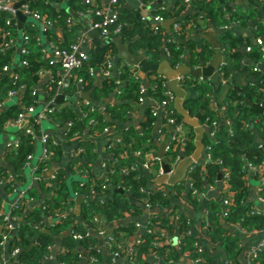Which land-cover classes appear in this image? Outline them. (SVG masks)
I'll list each match as a JSON object with an SVG mask.
<instances>
[{
    "label": "trees",
    "instance_id": "obj_1",
    "mask_svg": "<svg viewBox=\"0 0 264 264\" xmlns=\"http://www.w3.org/2000/svg\"><path fill=\"white\" fill-rule=\"evenodd\" d=\"M54 1V0H53ZM62 2L63 0H55ZM144 3L154 4L152 14L163 16L166 21H171L169 31L166 36V27L163 23L160 29L156 31V23H149L147 20H140L137 17V11L128 9L124 6V0H118L114 7L118 10L117 25H121L122 31L119 34L112 33L110 37H121L124 42L128 41L130 50L139 54L146 53L147 58L153 62H162L167 59L173 67L180 66L184 62V52L186 38L190 28V21L197 20L200 16L210 18L215 25L229 26L234 22L239 27H228L224 36L226 42L224 54L227 62L221 68V77L229 79L233 71L255 72L253 67L256 64L264 62L263 51L260 45L254 43L256 37L264 34V22L261 20L260 7L263 6L264 0H248L246 6L236 5L229 7L228 3H235L237 0H191L186 3L185 0H143ZM72 3V0H69ZM73 5V4H72ZM32 9L39 10L49 16L55 23L65 25L68 11L62 8L56 9L54 2L47 0L30 1ZM192 9V12H186ZM61 15H60V13ZM9 14L4 12L0 16V24L5 26L6 30H11L12 35L16 36L14 25H6L5 20ZM254 23L253 30L243 33ZM179 22L181 29L179 32L174 31V23ZM116 25V26H117ZM113 26V27H116ZM137 35V37H136ZM31 37L29 36L28 43ZM99 48L93 50L92 64L104 62L105 56L110 53L116 55L117 48L113 42L107 43L100 41ZM0 39V103H4L11 90L21 92L19 102L11 104L0 110V131L10 120H15L21 112L27 107L37 105L39 95L37 91L39 64L28 63L16 67V75L9 74L4 70V66L9 67L14 62V49L3 48ZM251 47L248 50V47ZM28 56V55H27ZM26 55L22 56L23 60H28ZM213 56V50L203 48L199 52H194L191 57L193 64L198 65L201 62H208ZM22 60V61H23ZM123 58L118 63V73L106 78L103 87L95 90V96L98 99H104L119 89L118 80L125 83L118 91V97L124 102L106 103L100 106L90 104L84 107L83 113H77L72 107L65 106L62 109H54L50 113L52 120L64 124L69 122V127L65 132L64 142L76 144L75 148L83 147L84 151L79 156L71 157L64 167L54 169L52 175L46 176L44 167L52 166V159L39 162L35 173L41 176L39 184L43 189L50 192V195L44 199L40 207L27 213L26 222L18 221L17 231L10 233L11 244L9 251L14 247H20V262L24 264H44L47 257L51 254V246L55 244L56 236L62 235L61 244L64 252L58 255V264H78L83 259V254L77 249L78 240L74 237L75 233L83 234L84 238L80 240L81 245L93 256L96 261L90 264H101L106 260L107 264H120L121 258L127 255L120 246L121 232L114 235L115 243L113 247L107 248V254L99 247V231L106 229L108 223L119 221L129 215H140L144 212L147 203L153 207H165L173 199L171 193L163 189L151 190L148 184L151 180L159 175L160 163L152 161L151 154L153 145L149 132H140L136 129L124 132L121 140L117 144H109L107 147L108 158L106 159L108 168L105 174L94 176L93 167L98 159V153L94 138L98 136L111 137L116 136L113 131L118 128L119 121L126 120L128 114L133 110L135 100L141 96L140 89L143 86L142 80L135 72V66L122 64ZM244 63L246 64L244 66ZM257 73V72H256ZM81 74L88 77V68L81 70ZM155 74V73H149ZM261 74L257 73L255 75ZM84 77V78H85ZM183 86L188 90H193L196 95L185 99L184 104L188 110L194 114L198 110H204L205 114L201 120L209 118L218 122L213 139L206 137L205 145H209L208 152L211 155L209 162V177L216 178L218 172L222 170L223 178L228 174L225 189L221 192L224 198L227 194L231 196V204L223 207L220 202H211L207 206L206 220L208 222L209 235L216 242H221L226 252V261L235 264H244L240 260V239L237 236L228 235V229L223 224V220L231 224H241L248 231H257L264 228V213L253 212V203L247 201V171L251 164L255 168L262 169V178H264V143L257 142L264 139V111H258L253 105L248 104L246 99L253 104L262 103L264 109V76L256 81L253 85L245 88L244 91L234 89L229 83L216 84L211 79H200V77L184 76ZM54 87V86H53ZM261 88V89H260ZM165 88L162 82L157 81L156 86L148 88V93L159 97L162 100L166 97ZM215 94L216 102L219 106L224 107V117L222 118L217 111L213 110L209 96ZM54 96V90L48 94V98ZM257 102V103H255ZM173 106V105H172ZM173 114L182 117L175 109ZM152 113V112H151ZM153 114V113H152ZM153 119L156 117L152 115ZM30 122L34 124L35 117H31ZM35 127L38 124H34ZM87 127V128H86ZM108 130H105V128ZM255 128L259 135L256 134ZM164 132L168 129L164 127ZM19 136V147L8 149L4 153L6 165L0 164V186L5 185L6 192L15 189L17 183L26 179L23 173L29 165V155L34 153L36 140L31 135L21 130ZM55 141V142H53ZM175 142L168 152L167 156L171 159L178 157ZM48 147L53 149L54 158L60 157L62 141L56 136L49 138ZM194 143H189L187 151L191 152ZM140 152L139 154H136ZM150 160V174L144 176L133 169V166L140 165ZM128 168V173H123V169ZM200 166H196L190 172V176H195L196 185L201 187ZM13 181H8L10 178ZM108 178V187L103 188V184ZM9 182V183H7ZM183 186V185H180ZM179 187V186H178ZM112 188H122L123 192H113ZM182 188V187H181ZM92 189L96 195H92ZM179 189V188H178ZM260 195L264 198V186L261 188ZM84 196L85 199L80 208V214L76 215L73 210L76 205V198ZM3 197L0 195V238L7 229L4 225V218L10 214L14 217H21L26 211V200L21 206L11 209V212L3 210ZM44 216L55 219L54 224L47 232L40 229L41 221ZM176 216V219H175ZM178 225V233L181 237L180 247H173L167 253L156 240L159 233L156 231H143L136 240L132 255L128 258L129 264H157L148 259L152 254L159 255L164 261H178L182 252L189 251L191 258L205 256L206 252H199V237L193 230V223L186 215L179 214L172 208L166 214L154 213L147 219V225L155 227L157 225L173 228V222ZM69 233L64 234L66 230ZM136 222L124 227V236L132 235L136 232ZM17 235L12 239L13 233ZM139 240V241H138ZM138 241V242H137ZM114 252H119L120 257H115ZM5 246L0 245V264H11L16 257H10L5 260ZM201 264V263H194ZM253 264H264V249L259 256L253 260Z\"/></svg>",
    "mask_w": 264,
    "mask_h": 264
},
{
    "label": "crops",
    "instance_id": "obj_2",
    "mask_svg": "<svg viewBox=\"0 0 264 264\" xmlns=\"http://www.w3.org/2000/svg\"><path fill=\"white\" fill-rule=\"evenodd\" d=\"M15 2H19L21 0H14ZM37 1V0H36ZM51 3L54 2L56 9L60 11L62 8L67 11V8L74 10L79 13L83 19L85 20H75L68 12L66 17V24L63 26L58 24L57 22H53L48 31H44L41 23L34 20L32 17L26 16V18L20 19L18 15L14 17V29L16 32V36L14 38V43L12 48L14 49V62L8 69V73L13 75L16 72V67L22 65V56L28 55L29 58L28 63L39 64L38 75V83H37V91L39 95V102L36 105V110L34 113H28L27 119L31 117H35L37 113L53 108V109H62L65 106L72 107L77 113H83L84 107L90 104H94L96 106H100L109 102L112 103H122L124 100H121L118 97V91L125 83L121 84L122 87H119L114 93L110 94L109 97L104 99H98L95 96V90L103 87V84L106 78L101 74V71L98 69L94 75H90L86 77L81 74V71L74 73V77L70 78V75L61 67V64L58 62L56 57L53 55L52 48L53 46L57 47H69L73 43H79L80 47L84 49L89 55V65L92 64V54L93 50H97L99 48L100 40L92 35L88 34L86 29V25L90 24L92 26L94 17L90 14L84 13L86 8L85 0H72V3L69 0H63L62 2H57L53 0H47ZM96 5L104 10H107L110 6L112 0H95ZM239 1V2H238ZM248 0H237L233 5H242L246 6ZM30 5V2L28 3ZM73 4V5H72ZM124 6L128 9H134L139 11L138 7L130 4L127 0L123 2ZM148 6V14L150 18L142 17L140 20H147L149 23L154 24V17L152 14V6L154 4L145 3ZM192 12V9L186 12L189 14ZM60 13V12H59ZM4 13H1L3 15ZM44 14V13H43ZM46 15V14H45ZM61 15V13H60ZM260 15L261 20L264 22V4L260 7ZM139 19V18H138ZM254 21L251 23L249 29H247L243 33H248L253 30ZM166 27L165 35L170 33L169 27L163 23ZM189 25L191 27L186 38L184 39L185 43V52H184V62L180 65H187L190 69L196 68H204L209 67L212 64V61L215 57L216 53L220 54V61L217 65L212 76L203 77L200 76V79H211L215 81L216 84L220 83H229L234 89L238 91H244L246 87L253 85L256 81L260 80L264 76V62L260 64L261 74H257L256 72L251 71H233V73L229 76V79L223 78L220 76L221 68L227 60L226 55L224 54V48L226 45L225 42V33L227 31L226 26L223 25H215L210 18H206L204 16H200L197 20L190 21ZM232 27H236L235 29L239 30V27L234 25ZM92 29H94L92 27ZM81 34V36H80ZM25 35H29L32 40L28 43L27 40L24 39ZM119 37V36H118ZM137 37V35H136ZM264 39V34L261 36ZM128 43V41L126 42ZM218 45V46H217ZM203 48L212 49L213 56L212 58L204 63L201 62L198 65L193 64L191 61L192 54L194 52H199ZM26 50V53H23V50ZM141 53V52H139ZM108 55V54H107ZM106 55V56H107ZM112 55V54H111ZM105 56V58H106ZM113 56L115 71L116 67H118V63L120 58H118V53ZM104 58V60H105ZM53 61V62H52ZM101 62L94 63L95 67H99ZM122 64L128 66L129 63L124 59L121 62ZM247 64V63H246ZM244 63V66L246 65ZM178 66V67H180ZM135 72L139 76V69L135 66ZM89 73V72H88ZM16 75V74H15ZM189 75V74H187ZM78 76L84 79L83 82L78 81ZM184 76H186L184 74ZM183 76V77H184ZM85 77V78H84ZM141 78V77H140ZM194 78V77H193ZM225 79V80H224ZM142 83L145 87H147V92L145 94V100L140 102L139 99L135 100L133 110L128 114L126 120L119 121L118 128L113 130L116 133V136L112 139L111 137H102L98 136L94 138V142L96 145V150L98 153V159L96 164L93 167L94 176H101L105 170H107L108 165L106 159L108 158V151L106 150L109 144H117L121 140L122 134L132 129H136L140 132H149L151 136V143L153 145L152 157L155 158L156 161L162 164V161L169 163L172 168H174L182 157L193 156L197 151L196 140L198 137L197 128L202 131V142L203 148L200 151V156L197 160L193 162L192 165L189 166V173L186 174V178L183 180L177 181L174 185H170L168 183H159L158 178L151 180L148 184V188L151 190L163 189L167 193H171L173 195V199L170 201L169 205L165 207H145L144 212L140 215H129L124 219L119 221L108 223L106 231L109 234L116 235L121 232V238H123L120 242V246L123 251H130L134 248L136 240L140 237V234L145 231V227H142L136 230L132 235L124 236V227H128L133 222H142L146 223L147 219L152 217L154 213H164L166 214L172 208H174L179 214L186 215L189 220L193 223V230L197 232L199 241L198 246L202 248L207 257L204 256L201 264H226V252L223 249V245L221 242H216L209 235V228L207 227V206L211 202H220L224 207L221 192L225 189V179L223 178V172L220 170L218 172L216 178L210 179L209 177V160L208 155L206 154V145L205 139L206 137L211 138V130L212 127L206 122V118L201 120L202 116L205 114L204 110H198L196 113L192 114L188 108L184 107L188 110L191 116L195 117L199 112L201 113V117L198 118L200 126L194 127L187 124L184 121L183 117H178L177 125H165L168 129V135L161 137L159 128L165 124L164 120L161 118L153 119L152 113L154 109H160L159 106V97L154 96L153 94L148 93V88L152 86H156L157 81L162 82L165 91L170 90V82L169 79L165 76H161L159 74H146L145 78L142 79ZM62 83H59L61 82ZM64 82H67L68 85H63ZM182 83V82H181ZM54 86V87H53ZM182 87L187 91V95L185 97H194L196 93L193 90L186 89L183 84ZM261 89V88H260ZM54 90V96L48 98V94ZM264 90V88H262ZM21 92L17 93L14 96H8L7 100L2 103L0 106V110H3L7 106L11 104H17L19 102ZM77 100L73 101L72 98L77 96ZM91 96L96 103H93L89 100L88 96ZM62 96L63 98L59 101V103L53 107H50V104L55 101L58 97ZM110 99V100H109ZM184 99V101H185ZM211 101V106L214 111H217L218 114L223 118L224 117V107L218 105L215 99V94H211L209 96ZM257 103V102H255ZM262 106V103H257ZM263 107V106H262ZM45 132L50 133L52 136H56L58 140L62 141L60 157L52 158V166L46 171V176L52 175L54 173V169L57 167H64L70 160L72 149L75 148L76 144H69L64 142L65 132L69 127V122L64 124H60L52 119H45L40 122L37 126ZM87 128V127H86ZM20 126L17 125L15 120L8 121L4 128L0 131V164L6 165V161L4 159V153L8 149V144L11 142H15L16 139L21 135ZM255 132L259 135L258 131L255 128ZM167 134V133H166ZM182 135V139H180L178 144H174L177 147L178 156L180 159L176 161L175 159H171L170 155H168V146L169 142L173 135ZM257 142L263 140H259V136L256 139ZM175 142V141H174ZM194 143V148L191 152L187 151V147L189 143ZM176 143V142H175ZM44 145L41 141L35 142V149L33 153V158L31 164L28 165L23 171L26 176V179L17 183L15 189L11 192H6L5 185L0 186V195L3 197V210L5 212H9L13 206L17 205L20 200H26V211L21 215V217L17 218L16 221L26 222L27 213L35 210V208L40 207L45 198L50 195V192L46 189H43L42 186L35 182L32 177L34 167L39 164L40 158L43 155ZM162 154L164 155L162 157ZM37 159V161H35ZM104 163L106 166L104 167ZM200 166V181L202 182L201 187L197 186L195 176H190V172L194 167ZM135 170L143 174L144 176H148L150 174V169H146L145 167H141L140 165L135 166ZM191 170V171H190ZM222 174V177L219 178V174ZM262 169L258 168H249L247 171L246 179H247V201L253 203V209H260L264 211V203L260 201V189L264 186V178H262ZM183 185V186H180ZM179 186V187H178ZM182 187V188H181ZM179 188V189H178ZM115 189L112 188V193L110 197L113 195V192H116ZM197 189L199 192L196 194L194 190ZM22 194L24 197H22ZM84 196H79L76 198V205L74 206L73 212L76 215L80 214V208L84 201ZM78 211V212H77ZM55 219L49 216H44L41 221L39 227L47 232L50 231V227L54 224ZM223 224L228 229V235L237 236L240 239V260L242 263L246 264L249 257V252L260 245V243L264 239V230L250 232L242 227L241 224H231L227 223L223 220ZM178 225L176 221L173 222V228H168L165 226L158 225L156 227V231L159 233L160 241L159 245L164 247L165 251L169 253V251L174 247L178 248V241L180 235L178 231ZM1 231V227H0ZM70 230H66L64 234L69 233ZM17 235V232L13 233L12 239ZM62 235L56 236L55 244L51 248V254L44 261V264H58V255L61 252H64V248L61 244ZM77 249L82 252L83 259L78 264H90L89 253L85 250V248L81 245L78 240ZM11 244V240L6 243V254L4 256L5 260H9V246ZM173 246V247H171ZM99 247L104 252V255L107 254V249L104 244V237L100 236L99 238ZM128 255L121 258L120 264H129ZM20 256L15 260H12L11 264H20L19 262ZM148 259L152 260L157 264H193L191 260V255L186 252H182L180 254L178 261H164L157 254H152L148 257ZM1 261V260H0ZM101 264H107L106 260H104Z\"/></svg>",
    "mask_w": 264,
    "mask_h": 264
},
{
    "label": "built area",
    "instance_id": "obj_3",
    "mask_svg": "<svg viewBox=\"0 0 264 264\" xmlns=\"http://www.w3.org/2000/svg\"><path fill=\"white\" fill-rule=\"evenodd\" d=\"M185 1L188 4L191 3V0H185ZM14 2H15L14 0H0V14L4 13V12L9 14V17L5 20L6 25H13L14 24V17L17 15V11H18L17 8H14L12 6V3H14ZM117 2H118V0H112L108 9L104 10V9H102L96 5L95 0H85L86 8L84 10V13L90 14L94 17L92 27L94 29H98L104 38L110 37V35L112 33L119 34L122 31L121 25H117V23H116L117 19H118V13L119 12L114 7V5ZM19 10L23 14H25L26 16L32 17L34 20L41 23L44 31H48L50 26L54 22L51 18H49L48 15L41 13L39 10L32 9L28 3L22 5L21 8H19ZM153 17H154V21L156 23L154 26V29L156 31H158L160 29V25L162 23L166 22V19L161 15H154ZM234 25L236 26L235 22L232 25L226 26V28L232 27ZM113 26H116V27H113ZM180 29H181L180 23L175 22L174 23V31L179 32ZM0 39H2L1 46H3L4 49L12 47V45L14 43V36L12 35L11 30H6L5 26L2 24H0ZM24 39L28 41L29 35H25ZM254 43L261 46V49L263 51V56H264V39L262 37H256L254 39ZM247 49L250 50L251 47L249 46ZM52 51H53V55L56 57L58 62L61 64V67L70 75V78L74 77V75H75L74 73H77L78 71H81L84 68H88V72L90 75H94L97 72V70L99 69L101 71V74L105 78H108L111 75L117 74L119 72L118 67H116V71L114 70L115 66H114L113 56L110 53H108L104 62L101 63V65L98 68L95 66L89 65V55L84 49H82L80 47L79 43H73L69 47H63V48L53 46ZM23 53H26L25 49L23 50ZM226 62H227V60H226ZM226 62L224 64H226ZM22 64L26 65V64H28V61L23 60ZM260 64H256V66L253 67V70L257 73L261 72ZM9 68L10 67L8 65L4 66L5 71H8ZM220 75H221V72H220ZM77 79L79 82L84 81V79L82 77H79V76ZM179 79L182 82L184 77L180 76ZM59 83H62V81ZM118 84H119V86H121V84H122L121 80H118ZM63 85L67 86L68 83L64 82ZM140 92H141V96L139 98V101L142 102L145 100V94L147 92V87H145L143 85L140 89ZM17 93H18L17 90H11L9 92V96H14ZM165 94H166V97L164 99L160 100V102H159L160 109H154L152 112L153 115L156 117V119L161 118L165 122V124L159 128V132H160L161 137L168 135V133L166 134V132H164V130H163L165 125H167V124L177 125L178 124V117L173 114V110H172V109H175V107H174L175 93L170 89V90L166 91ZM1 105H2V103H0V106ZM35 110H36L35 105L27 107L23 112H21L19 114L17 119H15V122L17 123V125L20 126V129L23 130L24 133L31 135L33 139H35L36 141H41L43 143V145H44L43 155L39 161V162H41V161H44L47 159H52L54 157V154H55L54 150L49 148L47 145L49 138L54 139V136H52L48 132L43 131L42 129H40L38 127H35L34 124L35 123L39 124L40 122H42L45 119H49V118L51 119L50 113L53 112L54 109L49 108V109H45V110L37 113V115L35 116V122H34V124H32L30 122V120L27 119V115H28V113H34ZM206 122L212 127L211 139H213L215 137V129L218 126V122L215 120H213L211 122L209 118H206ZM105 130H108V128L106 127ZM180 139H182L181 134L173 135L170 142H169L168 151L171 149V146H173L174 141L176 142L175 144H178ZM53 142H55V141H53ZM17 147H19V139H16L15 142H11L8 144V149L17 148ZM205 148H206V154L208 155L209 160H211V155L208 152V149H210V146L206 145ZM83 151H84V148L79 147V148H73L71 153L73 154V156H79L81 154V152H83ZM139 153L140 152H137L136 154H139ZM152 155L153 154H151V157H152ZM32 158H33V154L29 155V159H30L29 165L31 164ZM150 159L152 161L155 160V158H150ZM179 159H180V157L178 156L175 160L178 161ZM151 163L152 162L150 160H147L143 163V166L146 169H150ZM38 166H39V164H37L34 167L33 173H32L33 180L37 183H39V181L41 180V176L39 174L35 173V170L38 168ZM105 166H106V164L104 163V167ZM248 167L249 168H255L251 164H249ZM49 168L50 167L47 166V167H44L43 170L48 171ZM132 168L135 169V166H133ZM128 171H129L128 168L123 169V173H128ZM162 173H163V168H162V164H161L160 170H159V176ZM224 179H225V182H227L228 174H226ZM13 180H14V178L12 177L8 181H13ZM108 181L109 180L106 177V182L103 184V188L108 187V185H109ZM7 183H9V182H7ZM260 191H261V189H260ZM91 192H92V195H94V196L96 195V191L94 189H92ZM194 192L197 194L199 191L197 189H195ZM22 197H24L23 194H22ZM222 201H223L224 207L229 206L231 204V196L229 194H227L224 198H222ZM260 201H261V203H264V198L261 195H260ZM23 202H24V200L22 199V200H20V202L17 205H15L13 207L21 206ZM146 207L152 208L153 206L151 205V203H147ZM9 212H11V210ZM253 212L264 213V211H262L260 209H253ZM16 219H17V217L11 216L10 214L6 215L4 218V222H5L4 225H5L8 232L4 233L3 236L0 238V245L5 246V248H6L7 241L10 240V233L9 232L17 231L16 229L18 226V222L16 221ZM175 219H176V216H175ZM136 226L138 229L145 227V230L151 232V231H156V227L158 225L150 228L147 225V223H142V222L138 221V222H136ZM263 230H264V228L261 230H257V231H263ZM250 232H256V231H250ZM99 234L101 237L102 236L104 237V244H105L106 249L109 247L110 248L113 247V244L115 243L114 235L109 234L106 231V229L100 230ZM74 237L80 241L84 238V235L79 234V233H75ZM156 240L159 243L160 236H157ZM180 241H181V238H179L178 247H180ZM51 248H52V246H51ZM133 249L128 251V253H127L128 257H130L132 255ZM263 249H264V239L260 243L259 246L253 248L249 252V257H248V261L246 264H253V260H255L259 256V253ZM198 251L201 252V254H202V252H204V250L200 247H199ZM186 253H188V255L190 254L189 251H186ZM114 255H115L113 258L114 260L117 257L121 256V254L119 252H114ZM19 256H20V247L19 246L14 247V249L11 251V253L9 251V258L10 257L18 258ZM203 258H204L203 256H199L195 259L191 258V260H192L193 264L194 263H201L203 261ZM89 260L94 262V261H96V258L91 256V257H89ZM19 262H20V259H19ZM20 264H24V263L20 262ZM62 264H67V263H62ZM226 264H235V263H232L231 261L228 260V261H226Z\"/></svg>",
    "mask_w": 264,
    "mask_h": 264
},
{
    "label": "water",
    "instance_id": "obj_4",
    "mask_svg": "<svg viewBox=\"0 0 264 264\" xmlns=\"http://www.w3.org/2000/svg\"><path fill=\"white\" fill-rule=\"evenodd\" d=\"M30 1L32 0H21L19 2L12 3V6L18 9L17 15L20 19L24 20L26 18V15L23 14L19 10V8H21L22 5L29 3ZM127 1L130 4L138 7L139 11L137 13V17L139 19L142 17L149 18V14L147 12L148 6L145 5L143 0H127ZM227 5L229 7L233 6L232 3H228ZM67 11L75 20L77 21L85 20L79 13L75 12L72 9L67 8ZM164 24L167 25V27H169L171 24V21H166L164 22ZM86 29L89 35L97 37L102 42L103 41H106L107 43L113 42L117 48L118 58H123L129 63V65L138 67L139 76L142 79H144L146 74L148 73H155V74H159L161 76L167 77L170 82V88L175 93L174 107L177 113H179L184 118V121L187 124L194 126L196 128L200 126L198 118L201 117V113L199 112L195 117H193L190 115L188 110L184 107V99L187 95V91L182 87V83L179 77L184 76V74L185 75L189 74L192 77L212 76L220 61L219 53L215 54L212 64L209 67L196 68V69H190L187 65H182L180 67H173L167 59H164L162 62H153L147 58L146 53H139V54L133 53L130 50L128 43L124 42L121 39V37L104 38L101 32L98 29H92V26L90 24L86 25ZM77 97L78 95L75 97H68V98H72L73 101H76ZM62 98H63L62 96L58 97L55 101H53L50 104V107L57 105ZM88 98L91 102L96 103L95 100L90 95L88 96ZM246 102L248 104L253 105L258 111L260 112L264 111L263 107L260 104H253L247 99H246ZM201 131H202L201 129L197 128L198 137L196 140V146L198 149L193 156L182 157L174 168H172V166L169 163L162 161L163 173L158 178L159 183H168L170 185H174L177 181L183 180L186 178V174L189 172L188 170L189 166L192 165L193 162L199 158L200 151L203 148ZM163 156L164 155L162 154V157ZM221 177H222V174L220 173L219 178ZM115 191L123 192V189L117 188L115 189Z\"/></svg>",
    "mask_w": 264,
    "mask_h": 264
},
{
    "label": "rangeland",
    "instance_id": "obj_5",
    "mask_svg": "<svg viewBox=\"0 0 264 264\" xmlns=\"http://www.w3.org/2000/svg\"><path fill=\"white\" fill-rule=\"evenodd\" d=\"M0 138H1V136H0ZM35 161H37V159H35Z\"/></svg>",
    "mask_w": 264,
    "mask_h": 264
}]
</instances>
